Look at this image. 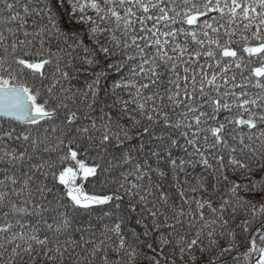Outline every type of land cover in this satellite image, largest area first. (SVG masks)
Masks as SVG:
<instances>
[{
    "label": "snow or ice",
    "instance_id": "6c2138e0",
    "mask_svg": "<svg viewBox=\"0 0 264 264\" xmlns=\"http://www.w3.org/2000/svg\"><path fill=\"white\" fill-rule=\"evenodd\" d=\"M0 118V264H264V0H0Z\"/></svg>",
    "mask_w": 264,
    "mask_h": 264
},
{
    "label": "trees",
    "instance_id": "16d2710c",
    "mask_svg": "<svg viewBox=\"0 0 264 264\" xmlns=\"http://www.w3.org/2000/svg\"><path fill=\"white\" fill-rule=\"evenodd\" d=\"M81 79H83V77H81ZM2 119H4V118H0V120H2ZM94 207L96 208V213L93 214V219H95L97 215L102 214L101 210L107 211V209L104 206H94ZM104 222L108 223L109 221L105 220ZM137 227H139V226H137ZM138 264H139V262H138ZM144 264H146V262H144Z\"/></svg>",
    "mask_w": 264,
    "mask_h": 264
}]
</instances>
